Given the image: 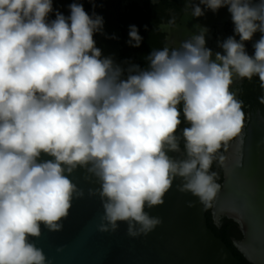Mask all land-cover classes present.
<instances>
[{
	"label": "clouds",
	"instance_id": "obj_1",
	"mask_svg": "<svg viewBox=\"0 0 264 264\" xmlns=\"http://www.w3.org/2000/svg\"><path fill=\"white\" fill-rule=\"evenodd\" d=\"M187 4L194 17L204 15L200 4L213 12L227 5L239 40L229 36L213 60L208 28L198 25L199 34L178 48L152 49L147 66L130 65L124 79L125 69L96 47L103 17L89 15L82 3L49 21L53 0H0V264H49L29 237L41 236V224L62 230L73 198L84 196L69 178L78 167L100 185L89 195L102 201L101 232L126 222L130 237L150 233L162 221L145 209L164 204L177 178V190L200 203L216 198L221 185L213 163L224 165L221 149L233 139L244 142L234 77L258 76L264 88V35L254 55L244 44L264 33V0ZM129 29V45L139 47L137 26ZM181 104L188 126L177 158L169 153L181 152Z\"/></svg>",
	"mask_w": 264,
	"mask_h": 264
},
{
	"label": "water",
	"instance_id": "obj_2",
	"mask_svg": "<svg viewBox=\"0 0 264 264\" xmlns=\"http://www.w3.org/2000/svg\"><path fill=\"white\" fill-rule=\"evenodd\" d=\"M73 2L82 3L89 15L95 12L103 17V31L93 38L102 57L110 56L119 65V0H53L48 20L55 19L57 10L69 16ZM247 133L240 157L226 162L213 211L217 220L226 215L241 225L244 236L235 241L236 246L254 264H264V118H255ZM169 155L183 158V148ZM40 159L53 157L42 154ZM88 175L79 167L69 175L84 196L73 198L68 217L61 221L62 230L49 231L41 224V236L29 237L44 251L49 264H246L209 225L207 206L190 192L177 190L179 178L164 204L145 209L162 221L147 235L130 237L126 222H118L115 232L99 231L104 209L99 195H89V189L100 185L95 177L86 179ZM189 201L194 206L189 207Z\"/></svg>",
	"mask_w": 264,
	"mask_h": 264
},
{
	"label": "flooded vegetation",
	"instance_id": "obj_3",
	"mask_svg": "<svg viewBox=\"0 0 264 264\" xmlns=\"http://www.w3.org/2000/svg\"><path fill=\"white\" fill-rule=\"evenodd\" d=\"M194 2L199 4V0H194ZM257 2L259 0H253V3ZM119 3L121 9L118 19L119 47L117 60L119 65L125 69L122 75L124 79L127 78L126 69L130 65L138 64L142 68L147 66L146 57L152 49H161L164 46L178 48L182 41L199 34L198 25L208 28L205 34V47L212 49L213 60L216 52L223 54V49L219 47V44L229 36H235L239 40V36L234 33V23L227 5L213 12L211 9H207L205 5L200 4V7L204 10V15L194 17L190 11H185L188 7L187 0H119ZM130 25H136L139 34L143 38L139 47H133L128 43ZM261 35H264V33L257 31L253 34L251 40L244 42L245 50L250 56L254 55L255 49L253 45L260 39ZM231 89L236 93V98L242 101V109L245 112V124L242 129L244 142L241 144L239 137L233 139L226 151L223 148L221 149L222 154L226 157L224 165L221 167L217 162L213 163L211 170L218 173L217 182L221 187L226 174L227 160L240 157L248 135L247 129L249 125L255 118H264V104L259 102V97L264 96V88L260 87L258 76H254L251 80H240L234 77ZM180 118L182 123L177 129L176 135L180 137V146L183 148L182 129L188 125L183 121L182 104ZM214 201L215 199L211 202L212 217L215 222L222 224L224 217L227 216L221 215L218 220L215 218L213 211ZM230 232L234 243L244 236L239 223L232 227Z\"/></svg>",
	"mask_w": 264,
	"mask_h": 264
},
{
	"label": "trees",
	"instance_id": "obj_4",
	"mask_svg": "<svg viewBox=\"0 0 264 264\" xmlns=\"http://www.w3.org/2000/svg\"><path fill=\"white\" fill-rule=\"evenodd\" d=\"M207 206V216H208V222L209 225L212 227V229L216 232V234L220 237H222L229 247L234 251V253L246 264H254L250 260H248L245 255L239 250V248L234 243L232 237H231V229L232 227L236 226L238 224L237 221H235L232 218L224 217V222L222 224H218L215 222V220L212 217L211 212V203L206 205Z\"/></svg>",
	"mask_w": 264,
	"mask_h": 264
}]
</instances>
